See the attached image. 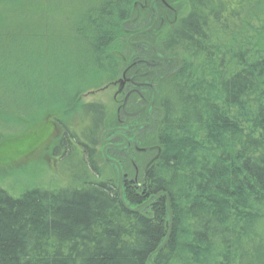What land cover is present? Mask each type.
<instances>
[{
    "label": "trees",
    "instance_id": "obj_1",
    "mask_svg": "<svg viewBox=\"0 0 264 264\" xmlns=\"http://www.w3.org/2000/svg\"><path fill=\"white\" fill-rule=\"evenodd\" d=\"M153 1L11 0L5 9L0 0V111L31 95L32 110L51 119L41 121L47 151L64 180L18 196L0 186V264H264V0ZM155 12L157 25L128 42ZM140 39L171 58L159 78L177 59L181 67L156 87L151 124L130 135L143 151L109 152L130 208L156 195L132 212L101 166L100 135L118 125L116 112L82 97L145 73L155 57ZM143 80L134 77L126 111L151 100ZM120 117L131 128L145 115ZM14 149L7 158L22 155ZM162 193L171 233L154 253L168 229Z\"/></svg>",
    "mask_w": 264,
    "mask_h": 264
},
{
    "label": "rangeland",
    "instance_id": "obj_2",
    "mask_svg": "<svg viewBox=\"0 0 264 264\" xmlns=\"http://www.w3.org/2000/svg\"><path fill=\"white\" fill-rule=\"evenodd\" d=\"M8 1L11 0H3L1 3L4 4L5 9L9 7ZM1 9L2 6L0 5ZM169 7V6H168ZM1 11V10H0ZM9 19L13 17L12 11L6 10ZM159 15V14H158ZM20 16L23 20L27 21L31 17L29 16ZM160 19V16H159ZM13 20V19H12ZM163 22V19L160 23ZM138 35L129 36L127 41L131 43H139L140 41L132 40L133 37H137ZM142 42L144 39H140ZM141 42V43H142ZM137 45V44H135ZM16 62V61H13ZM10 65V64H9ZM18 67H24L25 65L17 64ZM27 66V65H26ZM12 67H15L12 64ZM59 65H55V73L59 71ZM28 75L27 73H25ZM24 74V76H25ZM7 77V76H6ZM29 78V76H28ZM121 78V77H119ZM118 77L115 79L118 80ZM11 84L15 85V79L11 78ZM114 79V81H116ZM113 81V80H112ZM57 79L54 80L53 83L60 85L57 83ZM106 81L102 83V85L98 88L104 86ZM148 83V82H147ZM1 85V84H0ZM68 85H70L68 83ZM4 87V86H3ZM12 89V88H11ZM54 91V90H53ZM116 89L113 87H105L102 90H93L90 89L83 94V99L86 102L91 101H102L109 105L111 110L116 109V103L113 99V95L115 94ZM49 92V90L47 91ZM12 94V91L9 94ZM10 94V95H11ZM23 96V95H20ZM25 96L24 101L22 98H8L5 102L7 105L11 106L14 109L12 113H5L4 111H0V186L2 189L6 190L8 194L12 196H18L24 190L28 189L30 186H45V187H55L58 185L64 184L63 177L57 173L59 166H61V162L56 159V157H52L49 155L47 151V147L49 146V142L51 139V128H44L41 122L45 119L46 124L51 123V119L49 116L46 118L42 115L37 109L32 110V98L31 95ZM48 98V99H47ZM51 100V94H48L45 99ZM22 99V100H21ZM41 100L38 99V104H41ZM35 104L33 103V108ZM21 109V111H20ZM9 111V110H8ZM136 126V123L132 125V129ZM47 130V131H46ZM43 131V133H42ZM29 138L32 140L33 144L29 145L28 143L21 142ZM19 142V143H18ZM132 143L134 144L133 148H137L136 151H143L141 148H138L137 142L134 138H132ZM13 145V146H12ZM12 146V149L7 148ZM15 148H19L20 153L22 155L7 158V155L13 154L15 152ZM27 146V148H25ZM25 148V149H24ZM132 148V149H133ZM133 153V154H134ZM103 157V156H102ZM109 157V156H108ZM103 162L101 161V166L105 168V170L112 175L114 174V179L117 180L116 171L112 170L109 162L105 161L103 158ZM133 167H135L133 161H130ZM111 171V172H110ZM137 175V173H135ZM135 175V176H136Z\"/></svg>",
    "mask_w": 264,
    "mask_h": 264
},
{
    "label": "flooded vegetation",
    "instance_id": "obj_3",
    "mask_svg": "<svg viewBox=\"0 0 264 264\" xmlns=\"http://www.w3.org/2000/svg\"><path fill=\"white\" fill-rule=\"evenodd\" d=\"M163 61H161V64L157 63V59L155 58V60H151V62H147L146 65L149 67L148 70L146 72H150L149 74H147L146 76L140 77V76H133V73H131L129 76H126V73H122L121 77H124L125 82L123 84V87L120 88L119 84L116 81H112L110 82L108 85H106V87H113L116 89L115 94L113 95V99L116 103V119L118 121V125H116L115 127H111L108 129H105L101 135H100V140H101V146H100V150H101V154L103 155V148L105 151V154L107 156H109V158L115 160V158L111 157V155L109 154L110 150H120L123 149L124 147L128 146L127 150H129L130 154L132 155L134 153V150H137V148H133L134 144L132 143V137H130V135L134 134V133H128V132H124L123 130H114L113 129H125V130H131L126 126H121L120 124H123V120L121 119V116L127 117V118H134L137 115H141L144 114L145 118L140 119L139 121L135 122L136 125H141L144 123H148L152 122V118L150 116L147 117L145 114V109L144 106L147 104L146 102H144L145 100L143 98H141L142 96L140 95V98L143 100V105H141L142 107H139L136 111H126L125 110V105L128 101V97L130 96V94L133 93H138L137 90V86L136 84H139L140 82H135L134 81V77H139V78H143L144 80L142 81L143 86L148 87L147 86V82H151V81H157L156 79L159 78V72H160V68H162V64ZM153 73H152V72ZM130 85V87H129ZM157 87V86H156ZM155 87V88H156ZM150 89V88H149ZM151 93L152 90L150 89ZM151 107V106H150ZM150 107H149V115H150ZM151 124V123H150ZM149 124V125H150ZM141 127H147V126H141ZM140 127V128H141ZM133 129V128H132ZM111 138V139H110ZM125 139H127L126 144L123 147H118L119 145H121ZM133 148V149H132ZM126 149V148H124ZM122 151V150H120ZM130 157V156H129ZM103 158L105 159L104 155ZM105 161H107L105 159ZM109 162V161H107ZM110 164H112L111 162H109Z\"/></svg>",
    "mask_w": 264,
    "mask_h": 264
},
{
    "label": "water",
    "instance_id": "obj_4",
    "mask_svg": "<svg viewBox=\"0 0 264 264\" xmlns=\"http://www.w3.org/2000/svg\"><path fill=\"white\" fill-rule=\"evenodd\" d=\"M154 1H156V0H154ZM153 1V2H154ZM151 7H153V3H151ZM156 13V16H155V20H154V22H153V24L149 27V28H147V29H145V30H143V31H141V32H139V33H137L136 35H138V36H140V35H142V34H145V33H147V32H149L150 30H152L156 25H157V23H158V21H159V15H158V13L157 12H155ZM142 42V41H141ZM142 43H144L145 45H147L148 46V48L150 49V51H151V53L153 54V56L157 59V63L158 64H161V61H170L171 60V58H167V57H163V56H160V55H157L156 53H155V51L153 50V48H152V46L151 45H149L148 43H146L145 41H143ZM177 61H178V65H177V67H175L174 69H172L171 71H169V72H167V73H165L164 75H162L157 81H151V82H149V83H147V86H149V88L152 90V98H151V100L144 106V109H145V114H146V116L147 117H149L150 118V115H149V112H148V110H149V107L153 104V102H154V100L156 99V95H157V93H156V86H158L160 83H162L163 81H165L167 78H169L170 76H172L173 74H175L179 69H180V67H181V61L179 60V59H177ZM152 72V71H151ZM150 72H145V73H142V74H140L139 76L140 77H143V76H146L147 74H149ZM153 73V72H152ZM125 78L124 77H121V78H119L116 82L119 84V87L120 88H122L123 87V84H124V82H125V80H124ZM137 86L139 85V84H136ZM151 123V120H150V122H148V123H144V124H141V125H136L133 129H131V130H125V129H113V131L114 130H123L124 132H128V133H134L137 129H139L142 125L143 126H148L149 124ZM111 139V138H110ZM126 142H127V139H125V141L121 144V145H119L118 147H123L125 144H126ZM104 149L105 148H103V155H104V157H105V159L107 160V161H109V162H111L115 167H116V170H117V191H118V196H119V200L121 201V203L123 204V206L126 208V209H128L129 211H132V212H137V211H140V210H142L149 202H151L155 197H156V195H152V196H150L145 202H143L142 204H140V205H137V206H135V207H133V208H130L125 202H124V200H123V197H122V177H123V174H122V171H121V167H120V165H119V163L116 161V160H113V159H111V158H109L106 154H105V151H104ZM164 196H165V198H166V210H167V214H168V229H167V233H166V236H165V239L163 240V242L160 244V246L154 251V253H156V252H159L165 245H166V243L168 242V240H169V237H170V233H171V224H172V214H171V209H170V202H169V198H168V196L165 194V193H162ZM149 261L150 262H152V260H151V256H149Z\"/></svg>",
    "mask_w": 264,
    "mask_h": 264
}]
</instances>
